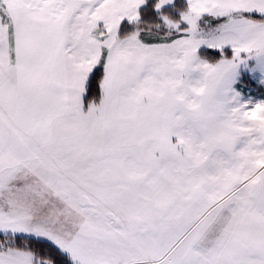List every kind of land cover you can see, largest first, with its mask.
Here are the masks:
<instances>
[{
    "label": "snow or ice",
    "instance_id": "6c2138e0",
    "mask_svg": "<svg viewBox=\"0 0 264 264\" xmlns=\"http://www.w3.org/2000/svg\"><path fill=\"white\" fill-rule=\"evenodd\" d=\"M0 264H264V0H0Z\"/></svg>",
    "mask_w": 264,
    "mask_h": 264
}]
</instances>
